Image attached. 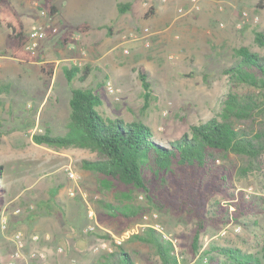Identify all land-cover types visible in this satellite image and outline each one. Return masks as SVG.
Instances as JSON below:
<instances>
[{"label":"rangeland","instance_id":"rangeland-1","mask_svg":"<svg viewBox=\"0 0 264 264\" xmlns=\"http://www.w3.org/2000/svg\"><path fill=\"white\" fill-rule=\"evenodd\" d=\"M117 1L127 0H52L58 10L50 16L39 8L42 0H11L26 29L30 18L31 22H48L57 31L43 39L48 43L40 46L35 63L0 58V87L6 86L0 92V182L6 190L0 210V264L12 259L16 264H94L100 254L117 245L138 251L134 255L137 264H160L149 247L130 241L148 228L143 215L153 212L158 217L145 222H157L158 232L173 240L180 264H204L205 252L212 245L252 252L264 245V211L247 214L242 223L208 226L194 258L180 245L178 235L190 227L181 217L150 209L124 227L117 220H100L97 200L118 201L114 192H98L99 178L81 166L82 160H95L97 152L33 141L39 128L42 132L48 128L53 135L66 132L71 91L63 67L88 71L84 81L74 76L73 85L99 94L102 105L96 110L101 116L141 121L165 140L188 132L193 122L219 116L229 90L224 68L232 61L234 47L249 45L260 52L253 43V31H264V6L259 5L264 0H198V8L192 7L193 0H130V9L123 13L116 11ZM83 21L91 25L84 33L74 28ZM144 27L150 32L146 37ZM7 31L0 23V56H8L4 53ZM139 67L151 81L152 98L145 109ZM107 81L119 89L118 100L106 91ZM237 90L264 100L259 89L242 86ZM263 119L249 123L257 130ZM66 168L77 179H69ZM235 184L247 199L264 196V157L256 171L236 179ZM70 189L75 195L69 194ZM132 200L144 204L140 194L135 193ZM88 206L97 226L92 233H83ZM18 232L22 246L14 257Z\"/></svg>","mask_w":264,"mask_h":264},{"label":"trees","instance_id":"trees-1","mask_svg":"<svg viewBox=\"0 0 264 264\" xmlns=\"http://www.w3.org/2000/svg\"><path fill=\"white\" fill-rule=\"evenodd\" d=\"M42 1L39 8H45L48 15L57 12L52 0ZM131 4L130 0L117 1L115 9L123 13ZM0 23L8 29L4 53L19 62L37 61L36 55L24 49L27 29L11 0H0ZM90 27L86 21L74 26L83 33ZM106 28L111 34L112 29ZM253 43L260 52L251 50L249 45L232 49V61L224 68L229 90L221 101L219 116L191 123L189 131L179 137L163 140L141 121L101 116L96 110L102 105L99 94L92 88L73 85L74 76L84 81L88 71L70 66L63 67L71 91L65 134L53 135L45 128L44 132L33 134L32 139L38 144L96 151L97 158L82 160L81 166L99 178L98 192L103 195L114 192L118 201L112 204L99 198L100 218L120 221L124 227L150 209L181 217L190 227L178 235L180 245L187 256L194 258L201 248L200 237L208 226L242 223L247 214L264 211V196L247 199L235 184L236 179L256 171L264 157V119L257 130L249 123L264 116V100L237 90L245 86L264 92V31H253ZM138 78L145 109L152 98L151 81L142 67L138 68ZM5 87L1 86L0 92ZM2 174L0 165V181ZM56 190H52L53 199ZM5 193L0 182V210ZM135 193L142 195L144 204L133 202ZM130 241L149 247L160 264H180L173 244L151 227L133 235ZM138 253L117 245L112 251L100 254L94 264H137L134 255ZM205 253L204 264H264V245L256 252L212 245ZM140 257L148 260L142 254Z\"/></svg>","mask_w":264,"mask_h":264},{"label":"built area","instance_id":"built-area-1","mask_svg":"<svg viewBox=\"0 0 264 264\" xmlns=\"http://www.w3.org/2000/svg\"><path fill=\"white\" fill-rule=\"evenodd\" d=\"M192 7L198 8V0H193V6ZM243 14L245 15L246 13L243 12ZM56 31H57V28L55 26H52L48 22H45V23L34 22L33 24H31L29 26V28H27L28 39L24 45V49L26 51H29V52L33 53L34 55H36L37 47L39 45L40 39L45 38L48 36V34L55 33ZM143 32H144L145 37L150 34L147 27L143 28ZM144 41H145L144 44L148 45V42L146 40H144ZM124 51L126 52L127 49H124ZM106 91L110 95H113V98L115 100L119 99V97H120L119 89L117 87H115L110 81H107V83H106ZM38 131H41V129L39 128ZM66 173H67V176L69 177V179H71V180H75L78 177L77 174L72 169L66 168ZM75 193H76L75 190H73V189L69 190L70 195H75ZM80 194L85 199V193L80 192ZM86 216H87L88 222L82 228V232H84V233L93 231L97 226L94 211L90 206L87 207ZM156 217H158V214L156 212H153L150 215H148V214L143 215V219L145 221L149 218L155 219ZM145 221H144V225H147V227H151V228L155 229L156 231H160V226L157 222L147 223ZM14 241H15L16 246H17L14 257H18L19 253H20V247L22 246L21 232H18L15 234ZM170 241L174 245L173 240L170 239ZM59 250H62V248L60 247ZM8 264H16V263H15V260L12 259L8 262Z\"/></svg>","mask_w":264,"mask_h":264},{"label":"crops","instance_id":"crops-1","mask_svg":"<svg viewBox=\"0 0 264 264\" xmlns=\"http://www.w3.org/2000/svg\"><path fill=\"white\" fill-rule=\"evenodd\" d=\"M24 23V22H23ZM27 23H28V28H29V26L31 25V24H33L34 22H31L30 21V18H28L27 19ZM24 27L26 28V26H25V24H24ZM44 38H42V39H40V41H39V45H38V47H37V53H36V57H37V55H38V51H39V48H40V46H42V44L44 45V44H46V43H48V42H44V40H43ZM2 57H9L10 59H13V60H16V59H14L13 57H11V56H4V55H1L0 56V58H2ZM17 61V60H16ZM17 62H19V61H17ZM35 62H37V61H35ZM35 62H30V63H35ZM19 63H24V62H19Z\"/></svg>","mask_w":264,"mask_h":264}]
</instances>
